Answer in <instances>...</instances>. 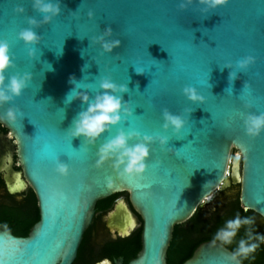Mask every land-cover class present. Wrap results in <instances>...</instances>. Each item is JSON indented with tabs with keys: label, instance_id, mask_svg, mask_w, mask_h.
<instances>
[{
	"label": "water",
	"instance_id": "1",
	"mask_svg": "<svg viewBox=\"0 0 264 264\" xmlns=\"http://www.w3.org/2000/svg\"><path fill=\"white\" fill-rule=\"evenodd\" d=\"M0 124L38 210L25 237L0 225V264H71L120 193L128 264H166L230 184L264 220V0H0ZM183 264L243 263L211 240Z\"/></svg>",
	"mask_w": 264,
	"mask_h": 264
},
{
	"label": "flooded vegetation",
	"instance_id": "2",
	"mask_svg": "<svg viewBox=\"0 0 264 264\" xmlns=\"http://www.w3.org/2000/svg\"><path fill=\"white\" fill-rule=\"evenodd\" d=\"M233 187L234 184L224 187L201 208L213 205V212L223 207L229 201H222L223 190ZM113 196L114 198L111 200L110 198ZM113 196L104 199L106 201L101 207L95 206L91 223L83 234L76 257L71 264H102L103 262L116 264L119 259L122 260V264H128L131 259L136 257L140 248L134 257H131L130 254L134 246L133 237L141 230V220L133 212L125 193ZM235 198L238 197H233L230 200ZM220 199H222L221 202H218ZM121 200L124 201L137 223L136 227L125 237H121L117 231L111 232L108 227V214ZM36 212L38 213L36 198L21 174L16 157L15 141L0 124V225L12 232L21 221L35 218ZM112 220L115 226L120 228L127 226L125 211L120 213V218Z\"/></svg>",
	"mask_w": 264,
	"mask_h": 264
},
{
	"label": "trees",
	"instance_id": "3",
	"mask_svg": "<svg viewBox=\"0 0 264 264\" xmlns=\"http://www.w3.org/2000/svg\"><path fill=\"white\" fill-rule=\"evenodd\" d=\"M113 198L114 196L110 199ZM105 201H98L96 206L101 207ZM254 217L253 212L241 208L238 198L229 200L208 217L204 216L201 207L197 208L189 220L174 227L172 240L167 250L166 264H183L191 257L200 243L211 240L224 245L243 264H264L262 245L264 226L256 225ZM37 221L38 213L36 212L35 218H27L26 221H21L12 231V234L25 237L32 224ZM140 231L133 237L134 246L130 254L131 257H134L140 248Z\"/></svg>",
	"mask_w": 264,
	"mask_h": 264
},
{
	"label": "rangeland",
	"instance_id": "4",
	"mask_svg": "<svg viewBox=\"0 0 264 264\" xmlns=\"http://www.w3.org/2000/svg\"><path fill=\"white\" fill-rule=\"evenodd\" d=\"M238 194H239V184H235L233 188H231V189L229 188V189L223 190V194H222L223 200L220 199V200H218V202H221V200L225 201V200H230L233 197H238ZM212 210H213V205L202 208L203 214L206 217H208L212 213ZM254 223L256 225H258L259 227H263L264 226V220L261 219L257 215H255V217H254Z\"/></svg>",
	"mask_w": 264,
	"mask_h": 264
},
{
	"label": "bare ground",
	"instance_id": "5",
	"mask_svg": "<svg viewBox=\"0 0 264 264\" xmlns=\"http://www.w3.org/2000/svg\"><path fill=\"white\" fill-rule=\"evenodd\" d=\"M211 198H212V197L208 198V199H207V202H208Z\"/></svg>",
	"mask_w": 264,
	"mask_h": 264
}]
</instances>
